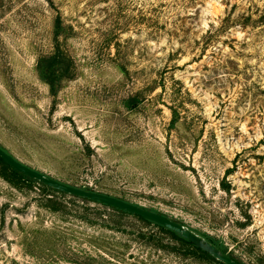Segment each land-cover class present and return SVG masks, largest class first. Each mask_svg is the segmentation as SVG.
<instances>
[{
  "label": "rangeland",
  "instance_id": "1",
  "mask_svg": "<svg viewBox=\"0 0 264 264\" xmlns=\"http://www.w3.org/2000/svg\"><path fill=\"white\" fill-rule=\"evenodd\" d=\"M0 147L264 264V0H0ZM0 264L219 263L0 175Z\"/></svg>",
  "mask_w": 264,
  "mask_h": 264
},
{
  "label": "water",
  "instance_id": "2",
  "mask_svg": "<svg viewBox=\"0 0 264 264\" xmlns=\"http://www.w3.org/2000/svg\"><path fill=\"white\" fill-rule=\"evenodd\" d=\"M0 157L1 159L12 169L19 173L26 175L27 177L36 180L37 182L43 184L44 186L62 192L64 194L74 196L77 198H83L106 206H110L132 215L141 217L145 220L163 226L164 228L174 232L180 237L184 238L195 247L201 249L216 261L222 264H239L237 261L233 260L230 256L224 254L216 245L208 241L203 236L197 234L190 228L184 226L182 223L175 221L168 216L146 209L142 206L127 202L117 197H113L107 194L86 190L83 188H78L65 183H62L44 173L34 170L23 163L16 160L9 153L4 151L0 147Z\"/></svg>",
  "mask_w": 264,
  "mask_h": 264
},
{
  "label": "trees",
  "instance_id": "3",
  "mask_svg": "<svg viewBox=\"0 0 264 264\" xmlns=\"http://www.w3.org/2000/svg\"><path fill=\"white\" fill-rule=\"evenodd\" d=\"M0 168H1V171H0V175L8 180V181H12V182H16V181H25L27 183H35L37 184L41 189L43 190H46L48 192H51V193H59V194H62V195H67V194H64L62 192H59V191H56V190H53V189H50L46 186H44L43 184L37 182L36 180H33L29 177H27L26 175L22 174V173H19L17 172L16 170L12 169L11 167H9L0 157ZM86 189V188H85ZM87 190V189H86ZM70 196V195H69ZM74 197V196H72ZM75 199L77 200H80L82 202H91V203H94V204H98V205H101V206H104V207H107L108 209H110L111 211H113L116 215L118 216H131V217H134L136 218L137 220H140V221H143V222H146L148 224H152L154 225L155 227L159 228L160 231L162 232H165V233H168L173 239L183 243L184 245H186L188 248H191L194 252L196 253H199L201 254L202 256H205L206 258H209L211 260H215L214 258H212L210 255H208L207 253H205L204 251H202L201 249L195 247L193 244H191L190 242H188L187 240H185L184 238L180 237L179 235L175 234L174 232L164 228L163 226H160L158 224H155L153 222H150L148 220H145L141 217H138V216H135V215H132L130 213H127L125 211H122V210H119V209H116V208H113V207H110V206H106L104 204H100V203H97V202H93V201H90V200H86V199H83V198H77V197H74ZM151 210V209H149ZM153 211V210H152ZM156 212V211H155ZM159 213V212H158ZM208 241H210L211 243H213L214 245H216L224 254L230 256L233 260L237 261L239 264H244L242 263L238 258L234 257L233 255L227 253L226 249L225 248H222L220 245H217L215 244L214 242H212L209 238H206ZM216 261V260H215ZM217 263L219 264H222L218 261H216Z\"/></svg>",
  "mask_w": 264,
  "mask_h": 264
}]
</instances>
